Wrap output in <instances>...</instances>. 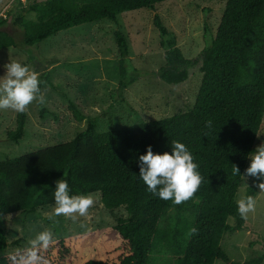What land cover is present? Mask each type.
<instances>
[{
    "label": "trees",
    "instance_id": "trees-1",
    "mask_svg": "<svg viewBox=\"0 0 264 264\" xmlns=\"http://www.w3.org/2000/svg\"><path fill=\"white\" fill-rule=\"evenodd\" d=\"M167 1L45 0L28 5L11 21L23 29V43L32 46L82 24L117 21L120 15L141 9L155 11ZM28 14L34 19L27 18ZM8 21L0 18V50L18 47L13 35L1 29ZM154 26L165 60L159 78L169 85L184 84L193 61L159 15ZM116 39L123 91L129 85V47L125 36L117 34ZM200 72L195 104L186 112L107 132H98L92 119L68 142L1 161L0 220L55 206L56 181L67 173L73 194H100L105 209H124L126 217L117 219L115 241L96 258L86 257L84 245L90 234L83 233L57 239L42 250L48 264H154L155 256L162 254L170 259L161 264H242L230 260L221 240L226 233L248 229L236 201L249 157L263 131L264 0L226 1L216 35L202 54ZM39 79L41 90L44 84L53 86L49 73ZM69 108L77 122L86 119L76 101H70ZM46 114L41 107V118ZM27 119L26 111L16 113L15 128L6 133L8 141H23ZM174 140L189 147L204 177L193 197L178 205L147 191L138 166V156L146 153L147 146L162 154L171 151ZM235 166L240 174L234 173ZM254 193L249 187L246 197ZM8 246L6 230L0 227V264H17L12 257L18 260L26 248L5 254ZM262 260L264 255L243 264Z\"/></svg>",
    "mask_w": 264,
    "mask_h": 264
},
{
    "label": "rangeland",
    "instance_id": "rangeland-1",
    "mask_svg": "<svg viewBox=\"0 0 264 264\" xmlns=\"http://www.w3.org/2000/svg\"><path fill=\"white\" fill-rule=\"evenodd\" d=\"M42 1L45 0H0V18L9 20L1 29L13 35L18 46L0 50V76L5 75L4 66L12 60L29 65L39 77L49 73L53 84L42 87L44 104L33 101L26 108V133L20 144L6 138V133L15 128L17 112L0 110V162L68 142L92 119L98 124V132H107L191 109L201 85L202 54L216 35L227 0H170L155 11L141 9L124 13L117 21L104 19L82 24L27 46L23 43V29L15 26L11 18L23 13L28 5ZM155 15L177 36L178 46L193 61L184 84L169 85L158 76L165 60L154 26ZM26 16L34 19L33 14ZM117 34L125 36L129 47L126 60L129 85L123 91L119 83ZM70 101H76L84 111L83 122L75 120ZM41 107L47 111L44 118H41ZM261 144H264V117L256 148ZM249 166L250 159L246 169ZM246 169L237 200L246 197L249 187L255 189V209L246 218L248 229L226 233L221 240V247L230 260L242 264L264 255V191L258 187L261 181L248 176ZM93 198L94 204L87 216L57 217L55 206H48L38 214H15L1 219L0 227L6 230L9 243L4 253L27 248L28 241L38 232L51 229L56 240L89 233L84 252L87 258H96L115 241L113 228L118 218L126 217V211L105 209L100 194H94ZM229 223L233 225V219ZM17 240H21L20 244L14 245ZM169 259L166 254L156 255L154 264Z\"/></svg>",
    "mask_w": 264,
    "mask_h": 264
},
{
    "label": "clouds",
    "instance_id": "clouds-1",
    "mask_svg": "<svg viewBox=\"0 0 264 264\" xmlns=\"http://www.w3.org/2000/svg\"><path fill=\"white\" fill-rule=\"evenodd\" d=\"M4 67L5 75L0 76V110L11 109L23 113L33 101L45 103L40 87L42 81L37 72L27 64L12 60ZM249 159L250 166L246 169V174L261 181L258 187L264 191V144L257 147ZM138 166L139 177L147 186V191L161 200H171L177 205L193 197L204 180L189 147L178 140L171 141V151L162 154L154 152L151 145L147 146L146 153L138 156ZM234 173L240 174L236 166ZM52 194L55 202L54 215L57 217L62 215L75 218V214L87 216L94 204L91 193H72L67 173L56 181ZM236 204L243 219L255 209L253 196L240 198ZM55 243L53 231L45 229L28 241L27 248L18 255V260L15 255L12 259L17 264H48L41 252Z\"/></svg>",
    "mask_w": 264,
    "mask_h": 264
}]
</instances>
